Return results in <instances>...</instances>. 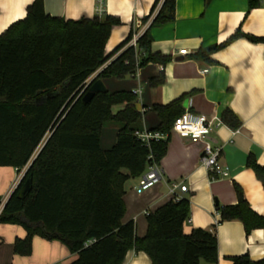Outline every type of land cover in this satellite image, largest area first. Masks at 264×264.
Segmentation results:
<instances>
[{
	"label": "trees",
	"instance_id": "1",
	"mask_svg": "<svg viewBox=\"0 0 264 264\" xmlns=\"http://www.w3.org/2000/svg\"><path fill=\"white\" fill-rule=\"evenodd\" d=\"M256 0H248L254 7ZM175 0H153L150 22L136 40L127 43L135 28L110 53L104 47L116 16L63 19L44 12L43 0H32L25 16L0 33V166H10L23 175L0 210V224L19 225L25 232L14 239L12 250L30 256L37 236L61 242L75 257L68 264H121L129 249L143 251L151 264H215L217 239L201 228L184 233L189 201L172 198L146 214L143 236L135 234L132 220L122 222L124 184L152 163L158 164L167 149L168 134L176 116L183 113L184 96L165 105H153L159 119L150 132L165 139L145 144L135 135L141 129L142 112L136 109L131 91L95 92L86 102L79 95L86 80L116 54L93 80L134 75L146 63L164 65L169 56L152 53L150 28L171 22ZM238 37L264 44V36L236 30L224 42L199 49L193 57L210 62L215 49ZM160 73L151 86L163 82ZM122 104L112 112L111 106ZM221 123L235 130L241 122L230 109L220 114ZM117 126L113 145L99 146L102 127ZM245 165L252 169L264 191V165L249 154ZM30 180L23 199L16 197L21 184ZM237 202L217 206L219 221L239 220L245 234L264 228V217L250 209L241 189L234 185ZM1 204V198H0ZM89 240H94L85 245ZM231 264H264L247 254L230 258Z\"/></svg>",
	"mask_w": 264,
	"mask_h": 264
},
{
	"label": "crops",
	"instance_id": "2",
	"mask_svg": "<svg viewBox=\"0 0 264 264\" xmlns=\"http://www.w3.org/2000/svg\"><path fill=\"white\" fill-rule=\"evenodd\" d=\"M97 0H43L44 12L63 19L91 18L95 15L116 16L118 26L111 29L104 47L105 54L126 38L135 22L149 12L153 0H104L103 11L98 15ZM32 0H0V33L12 22L25 16L26 7ZM149 50L169 56L164 65L146 63L134 75L123 78H101L108 92L131 91L136 95V109L142 112L141 129L152 130L159 123L153 105H165L183 97L182 111L216 117L224 109H230L241 124L232 130L220 123L209 134V140L219 147L220 163L226 168L225 177L210 179L200 162L201 143L191 142L171 131L167 149L159 160L162 170L159 182L137 193L135 188L140 175L129 178L124 184L125 211L122 222L132 220L135 234L146 231V213L155 211L171 199V183L186 186L179 192L189 201V213L182 225L184 233L201 228L214 232L217 239L215 264H231L233 256L247 254L252 260L264 257V228L245 234L239 220L219 221L217 206L237 202L234 185H237L250 209L264 217V191L252 169L245 165L251 154L257 164L264 165V44L238 37L210 53V62L193 55L201 48L216 46L239 30L243 34L264 36V4L256 0L248 7V0H175L171 22L150 28ZM184 50V53H179ZM116 54L105 61L109 63ZM207 72L201 74V70ZM160 73L162 83L151 86L150 80ZM186 101L183 106V101ZM122 104L111 106L112 112ZM110 126V127H109ZM101 129L99 146L109 149L116 139L117 126L112 124ZM21 178L10 166H0V198L2 205L16 188ZM2 208V206H1ZM25 232L15 224H0V264H68L74 259L59 241H46L33 237L31 256L15 258L14 239ZM49 263V264H50ZM121 264H151L143 251L129 249ZM198 264H210L200 259Z\"/></svg>",
	"mask_w": 264,
	"mask_h": 264
},
{
	"label": "built area",
	"instance_id": "3",
	"mask_svg": "<svg viewBox=\"0 0 264 264\" xmlns=\"http://www.w3.org/2000/svg\"><path fill=\"white\" fill-rule=\"evenodd\" d=\"M96 11L98 15H101L103 11V3L104 0H97L96 1ZM264 4V0H263ZM152 16L144 23L141 20H137L135 22V30L133 31L131 38L129 39L127 45L128 46H137L136 40L139 37L140 33L146 30L150 19ZM179 53H184V50H180ZM107 64V63H106ZM104 63L99 69L94 72L87 80L86 83L89 82L92 78H94L99 70L106 66ZM207 68L202 69L200 72L204 74L207 72ZM85 83V84H86ZM85 89V85L81 89L80 93ZM220 123L216 117H207L202 114H192L190 112L184 111L183 113L176 116L173 120L171 131L177 133L183 138L191 142H200L201 147V155H200V162H202V166L207 171L208 177L210 179H216L225 177L227 175L226 168L220 163L219 156H220V149L219 147L213 146L211 141L209 140V134L213 130L215 126ZM135 135L138 139H140L145 144H148L149 140H158V139H165L166 134H162L159 132H150L146 130L136 131ZM23 174V170L21 171V177ZM162 177V170L159 168L158 164L152 163L146 167L144 172L140 175L139 182L135 188L137 193H140L147 188L153 186L157 182L160 181ZM21 179V178H20ZM179 189V192L186 191V186L181 185L178 183H171L169 188V193L171 194L170 197L173 200H178L182 196L180 194H176L175 190ZM2 203L0 204L1 210ZM147 214V213H146ZM94 240H89L85 243V245L90 244ZM55 264V263H51Z\"/></svg>",
	"mask_w": 264,
	"mask_h": 264
},
{
	"label": "water",
	"instance_id": "4",
	"mask_svg": "<svg viewBox=\"0 0 264 264\" xmlns=\"http://www.w3.org/2000/svg\"><path fill=\"white\" fill-rule=\"evenodd\" d=\"M87 87V90L85 91V93L81 96V100L82 102L86 103L95 92H100V91H104L105 87L102 83V81L100 79H96L93 80V78L91 80H89V82H87L85 84V88ZM81 93H79L80 95ZM186 101H183V106H185ZM23 175V174H22ZM20 181V180H19ZM30 190V180L26 179L21 186L19 187V190L16 192V197L19 199H23L25 194ZM5 202H3L4 204Z\"/></svg>",
	"mask_w": 264,
	"mask_h": 264
},
{
	"label": "rangeland",
	"instance_id": "5",
	"mask_svg": "<svg viewBox=\"0 0 264 264\" xmlns=\"http://www.w3.org/2000/svg\"><path fill=\"white\" fill-rule=\"evenodd\" d=\"M111 125V124H110ZM104 126H109V124H106V125H104ZM110 127V126H109ZM112 127H113V125H112ZM19 226V225H18ZM20 227V226H19ZM21 228V227H20ZM40 238V237H39ZM34 239V238H33ZM32 251H33V245H32V241H31V253H32ZM14 254V253H13ZM16 257L15 258H20L21 260H23L24 258H26V257H28V256H20V255H18V254H14ZM30 256H31V254H30ZM75 257V256H74ZM50 263V262H49ZM49 263H47V264H49ZM51 264V263H50ZM59 264H63V263H60L59 262Z\"/></svg>",
	"mask_w": 264,
	"mask_h": 264
}]
</instances>
